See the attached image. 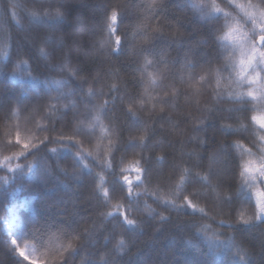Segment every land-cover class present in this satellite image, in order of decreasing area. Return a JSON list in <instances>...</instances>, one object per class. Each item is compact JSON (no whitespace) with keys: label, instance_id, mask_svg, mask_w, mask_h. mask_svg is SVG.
Returning a JSON list of instances; mask_svg holds the SVG:
<instances>
[{"label":"trees","instance_id":"1","mask_svg":"<svg viewBox=\"0 0 264 264\" xmlns=\"http://www.w3.org/2000/svg\"><path fill=\"white\" fill-rule=\"evenodd\" d=\"M77 2L74 7L67 0H0V92H3L0 157L21 151L25 142L40 148L37 156L20 161L34 165L39 162L40 169L35 175L25 169L14 183L7 186L0 183V264H20L11 237L20 247H33L39 264H61L69 257L68 233H80L74 242L78 251L70 257V264H264V222L257 219L256 210V191H264V184L256 181L252 187L245 186L242 195H237L242 170L237 163L242 165L250 159L246 149L255 154L253 159H258L264 149L258 136L259 125L250 120L252 115L264 114V106L243 103L251 98L239 97L237 94L245 89L235 85L229 91L241 102L226 98L218 103L214 83L201 88L200 94L193 97L192 89L177 79L175 107L164 106L162 114L159 104L152 108L156 102L149 101L144 91L147 85L141 50L148 44L154 43L155 52H164L167 60L175 62L170 65L174 72H179L186 56L201 63L211 60L213 68L222 67L214 59L217 53L211 39L216 22L203 19V12L192 8L200 0H157L163 7L154 10L155 16L145 12L144 6L150 0ZM203 3L207 5L211 0ZM216 3L236 18L243 31L249 30L251 25L241 19L243 13L235 5L228 6L226 0ZM110 9L119 14L113 25L116 31L111 35L107 29L111 23L107 19ZM12 11L16 12L15 19ZM58 11L65 15L61 31L53 32L39 22L42 18L54 19ZM76 13L85 16V23L91 27L83 36L85 53L81 57L67 43L68 26ZM220 23L225 21L222 19ZM45 35H51L53 42L44 44ZM116 36L121 37L119 46L115 43ZM60 37L63 47L55 42ZM41 47L53 53L48 60L40 56ZM118 47L119 54H115ZM65 52L70 53V66L80 71L75 82L70 81L62 91L76 90L77 95L67 100L50 99L60 95L51 90L50 80L69 78L67 70L56 67ZM21 53L28 60L32 75L39 76V80L28 79L26 73L21 78L19 74L24 73V67L16 68L14 64ZM148 58L153 60V66L147 71L155 73L163 67L158 55ZM13 72L18 74L14 76ZM79 85H83L85 92L91 88L95 96L81 93ZM111 85H116L119 91L112 92ZM159 94V90L151 92L152 96ZM17 97L20 103L12 104ZM104 101H108L106 115L95 110ZM72 103L76 107L65 114V106ZM10 106L13 115L8 114ZM128 107L137 119L127 112ZM240 108L254 110L235 111ZM97 114L107 134L95 127L92 117ZM162 115L166 118L161 119ZM222 124L237 131L225 133ZM81 128L85 134L77 135L76 130ZM17 134L22 141L19 145L15 143ZM145 134L147 147L131 144ZM61 135L73 137L86 150L82 163L74 161L78 149H71L62 151L57 165L56 156L41 144L45 138ZM47 148L62 149L63 145L51 143ZM89 152L91 156L87 155ZM213 154L218 156L214 168L219 173L212 180L214 190L200 183L193 186L180 181L177 169L206 175L207 158ZM201 158L205 167L193 168ZM137 161L139 166L151 170L147 177L141 176L142 184L136 181L134 168L130 170ZM4 176L12 180L0 168V177ZM125 176L132 181L131 194ZM248 194L252 203L245 199ZM184 197L197 208H203L206 215L187 207ZM22 198L26 206H20ZM165 200L175 202L180 211L162 207ZM13 213L19 227L9 236L5 221ZM156 213L168 219L161 221ZM125 215L139 227L127 226ZM194 225L209 227L197 231ZM238 248L242 250L239 261ZM58 249L63 251L57 252Z\"/></svg>","mask_w":264,"mask_h":264},{"label":"snow or ice","instance_id":"2","mask_svg":"<svg viewBox=\"0 0 264 264\" xmlns=\"http://www.w3.org/2000/svg\"><path fill=\"white\" fill-rule=\"evenodd\" d=\"M228 6L235 5L236 8L243 13L241 19H244L245 24H250L251 27L248 31H243L242 28L238 25V21L235 17L232 16L231 13L225 12L223 8H221L216 0H211V3L205 5L203 0H200V3H193L191 6L193 9H199L203 12V19L208 21H215L216 25L212 27L211 30V39L216 47V56L215 60L220 62L222 67L213 68L211 67V60H205L202 63L197 62L194 59L185 57L183 64L179 72H174L173 68L170 66L175 62H170L165 58L164 52H155L154 51V43L148 44L146 47L142 48L141 55L143 57V70L145 72V83L147 87H145V96L149 101H155L156 103L152 104V108L155 109L157 104L160 105L159 111L163 114L165 112L164 106L175 107L173 101L177 98V89L174 87L176 80L185 85L187 88L192 89V96H198L200 94L201 88L207 87L214 83L215 95L218 98V103H223L226 98H228L232 102H241L237 100L232 91L229 89L235 85L237 88L245 89L238 93L239 97H250L251 100H244L243 103L248 104L251 103L253 105L264 106V0H257V2H253V0H246V3H237L236 0H226ZM145 12L155 16L157 13L154 11L157 7H163L162 5L157 4V0H150L145 6ZM205 8L207 11H205ZM110 16L107 17L108 20L111 21L110 24H107V29L109 35L114 33L116 29L113 25L116 24L118 19V12L115 10H109ZM12 18L15 19L16 12H11ZM35 16V13H32ZM224 20L225 23H220L221 20ZM40 23H43L50 27L53 32H59L62 30V25L65 23V15L57 12L54 19L42 18ZM226 29V30H225ZM223 32V35L220 33ZM135 38V36L133 37ZM159 38V34L157 39ZM42 42L44 44H48L53 42V37L51 35H45L42 38ZM58 47H63V38H57L55 41ZM115 43L117 46L121 44V37H115ZM103 43L101 47H103ZM55 51V50H54ZM39 54L44 60H48L49 57L53 53L46 52L43 47L39 49ZM115 54H119V47L117 48V52ZM159 56V63L163 65V67L158 68L155 73L147 71L149 66H153V60L149 59V56ZM70 53L65 52L61 59V63L56 65V67L63 71L67 70L69 73V78L57 81L50 80V84L52 85V89L60 95L58 97H50V99H69L70 97L77 95L76 90L70 92H63L62 89L66 87L70 81L75 82L76 75L79 73V68H72L70 66L71 61L69 59ZM23 54H18L17 60L14 62L16 68L24 67V73H20L21 78H23L26 73L27 78L33 81H37L40 79L39 76H33L32 71L29 70L28 60L22 58ZM207 65V67H205ZM199 69V71H195ZM227 72L228 75L225 76L224 73ZM18 73L13 72L12 75H17ZM88 81L85 80L84 84H87ZM79 91L84 95H88L90 97L95 96V93L91 88H88L87 91H84L83 85H79ZM112 92H118L119 89L116 85H111ZM153 90H159V95L152 96L151 92ZM185 94L186 93H182ZM0 95H3V92H0ZM130 100L134 103L135 100L130 98ZM91 102V101H89ZM20 103V98L17 97L12 104ZM108 101H104L103 105L95 106V110L97 113L103 112L106 115V106ZM141 105H143L144 101H140ZM50 107L55 108V105H50ZM76 107L75 103L65 106V114L68 111H71ZM254 108H240L235 109V111L240 112H251ZM127 112L133 115L134 119H137L132 113V108L128 107ZM8 114L13 115L12 107L10 106L8 109ZM165 116H161V119H165ZM94 121L95 127H99L101 131L107 134V130L103 127L101 122V117L99 114L92 117ZM191 119V117H188ZM251 122H255L259 125L260 132L258 133L259 140L264 142V114L261 115H252L250 118ZM203 123V121H201ZM221 128L225 131V133H235L237 129L232 128L231 125L222 124ZM53 131L54 129H48ZM202 129H197L200 131ZM76 134H85V130L83 128L77 129ZM146 140V134L141 135L138 138V141H132V145H136L138 147L144 148L147 145L144 143ZM16 145L22 143L19 134H17ZM57 143L63 145L62 149L51 148L48 149V144ZM109 145H111V139L108 140ZM41 144L44 145L46 150H49L52 154L56 156L57 165H59V160L61 159V153L63 150H71L78 149L74 153V161L77 163H82L85 159L84 152L86 150L81 149L80 143L75 141L73 137H64L61 135L58 138L49 139L45 138V140L41 141ZM9 146H11L9 144ZM239 146V145H234ZM30 148H34V151H29ZM40 152V148L35 145H30L29 143H23L22 150L19 152H13L10 155H4L0 157V168L6 170L11 176L12 180L9 179L8 176L0 177V183L4 186H7L11 183L15 182L18 174H22L25 169L29 174L35 175L40 169V163L37 162L35 165L31 162L27 164H22L20 161H29V156H37ZM247 154L250 159L243 162L241 165L239 162L237 163V167L242 170L239 171V177L241 180L240 191L237 195L243 194V189L245 186L252 187L255 185L256 181L264 184V154L260 155L258 159H253L252 157L255 155L251 149L247 150ZM88 156L92 154L87 153ZM207 163V174L201 175L200 173H194L191 169H177L176 175H178L180 181L182 183L187 182L195 186L197 183L203 184L207 187L213 188L212 180L215 177H218L219 173L214 168V165L218 161V156L213 154L211 157H208ZM203 158H201V162L192 165L193 168H203L205 165L203 164ZM136 172V181L138 183H143L141 176L147 175L150 173V169H145L139 166V161L135 162L133 166ZM50 173L51 169H47ZM64 171V169H61ZM124 181L129 185L128 192L131 194V184L132 181L125 176ZM6 190V188H5ZM107 195V192H105ZM219 196V194H218ZM258 201L256 202V210H257V219L261 222H264V191L258 192ZM159 199V198H158ZM187 202V207L193 208L195 211L204 214L203 208H197L192 204V201L187 197H184ZM248 203H252V196L248 194L245 197ZM228 202H231V197L227 198ZM161 206L166 209H172L176 211H180L179 206L175 204V202L171 201H162ZM154 211V210H151ZM159 216L161 221H166L168 218L163 216L161 213H156ZM7 222V221H5ZM124 222L127 226L139 227L134 220L128 219V217L124 216ZM221 224L227 223L226 221H220ZM197 228V231H206L208 229V225H194ZM229 227H234V225H229ZM70 242L66 245L67 250H69V257H66L61 264H70V257L78 251L77 248H74V242L80 238V233H68ZM191 244V240L186 241ZM121 243H123L121 241ZM234 244V241L232 242ZM12 244L16 246V251L18 254V260L20 264H39L38 259L30 256L25 249H21L19 244L15 239L12 240ZM231 246V245H230ZM82 247V246H81ZM63 249H58L57 252H61ZM241 249H237V261L241 260L240 256ZM101 260H104V257H100ZM46 264V262H45Z\"/></svg>","mask_w":264,"mask_h":264},{"label":"rangeland","instance_id":"3","mask_svg":"<svg viewBox=\"0 0 264 264\" xmlns=\"http://www.w3.org/2000/svg\"><path fill=\"white\" fill-rule=\"evenodd\" d=\"M69 2V4L71 6L75 7V4H77L79 1L80 3H83L84 0H67ZM80 10V9H79ZM78 10V11H79ZM86 17L83 16L82 14H78L76 13L75 17H71V22L69 23L68 28L70 29L67 38H68V48L75 50L76 55L78 54L80 57L83 55V53H85V41L83 36L86 35V31L91 29V27L87 26L86 22ZM68 29V30H69ZM82 32V33H81ZM66 43V45H67ZM87 44H89L87 42ZM74 52V53H75ZM248 150V149H246ZM263 151L261 152L262 154H264V149H262ZM249 157V156H248ZM232 167L230 169V171H232ZM258 192L259 189H257L256 191V200L258 201L259 197H258ZM27 202L24 198H22L21 202H20V206H26ZM11 212H13V208H11ZM19 227V223L17 221V215L16 214H12V216L7 220V222L5 223V228L7 233L9 234V236H12L15 233L16 228ZM14 238L11 237V241ZM21 249H25L27 251V253L30 256H33V258L37 259V256L35 254V250L33 247L30 246H23L20 247Z\"/></svg>","mask_w":264,"mask_h":264}]
</instances>
